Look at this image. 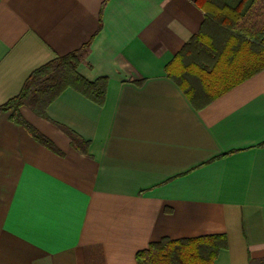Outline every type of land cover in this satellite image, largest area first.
<instances>
[{
  "label": "crops",
  "instance_id": "obj_1",
  "mask_svg": "<svg viewBox=\"0 0 264 264\" xmlns=\"http://www.w3.org/2000/svg\"><path fill=\"white\" fill-rule=\"evenodd\" d=\"M206 16L195 0H0V106L88 43L78 72L108 79L103 106L67 89L47 118L20 108L56 150L0 112V264H138L212 235L228 241L214 264H264V69L231 71L201 108L166 72L203 25L213 48L190 71L225 49L231 29Z\"/></svg>",
  "mask_w": 264,
  "mask_h": 264
},
{
  "label": "trees",
  "instance_id": "obj_2",
  "mask_svg": "<svg viewBox=\"0 0 264 264\" xmlns=\"http://www.w3.org/2000/svg\"><path fill=\"white\" fill-rule=\"evenodd\" d=\"M206 12V20L212 19L231 29L225 49L212 53V65L196 63V71H190L192 62H187L189 52L197 46H209L205 41L204 25L166 67L167 75L175 81L194 106L201 108L239 82L229 81L231 71L241 74L238 81L247 79L264 69V0H195ZM90 43L80 50L59 56L36 69L26 80L21 92L0 106L1 111H11V120L23 126L35 140L56 150L54 144L30 124L20 108L27 106L36 115L47 118L49 106L67 89H73L99 106L106 101L108 79L101 77L90 81L78 72L81 56L87 53ZM242 45V46H241ZM195 76L205 100L201 104L198 90L187 80ZM73 145L76 136L67 130ZM264 146V144H263ZM228 241L225 235H212L182 240L163 239L153 242L137 253L138 264H214Z\"/></svg>",
  "mask_w": 264,
  "mask_h": 264
}]
</instances>
